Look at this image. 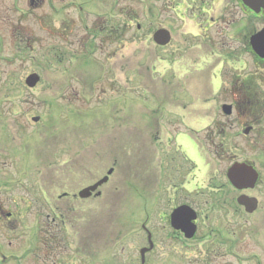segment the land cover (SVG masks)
<instances>
[{
  "label": "rangeland",
  "instance_id": "obj_1",
  "mask_svg": "<svg viewBox=\"0 0 264 264\" xmlns=\"http://www.w3.org/2000/svg\"><path fill=\"white\" fill-rule=\"evenodd\" d=\"M188 3L0 0V264H142L144 226L155 238L146 264H234L233 251L264 259V119L244 134L220 93L234 74L257 73L264 98V66L247 54L244 70L223 71L212 56L182 53L177 16L189 22ZM263 23L246 19L248 31ZM158 28L173 33L170 47L153 43ZM178 119L173 141L186 158L166 135ZM236 162L257 171L255 189L230 184ZM112 168L103 196L79 197ZM194 177L204 188L190 193ZM242 194L258 199L254 213ZM191 199L199 230L187 240L169 217Z\"/></svg>",
  "mask_w": 264,
  "mask_h": 264
},
{
  "label": "flooded vegetation",
  "instance_id": "obj_2",
  "mask_svg": "<svg viewBox=\"0 0 264 264\" xmlns=\"http://www.w3.org/2000/svg\"><path fill=\"white\" fill-rule=\"evenodd\" d=\"M190 1L192 5L190 3L186 4V12L190 14V19L187 20H189V22H196L197 29L199 30V32L189 30L191 29V27L189 26V22L177 16V18L182 20V22H184V25L186 26V30L183 33V42L186 45L190 44L188 48H185V51H181L182 53H186L192 49L194 52H199L203 55L212 56L215 62L222 64L223 71L232 70L238 72L244 70L246 68L245 56L247 54L253 55L254 62H257L258 58L255 57V52L253 50V47L251 46L250 40L252 36L264 29V23L261 25V27H252V29L248 31L246 19L248 18V16H250L257 20H261V22H264V0H189V2ZM178 7L180 6L177 4L172 9L175 14H177V12L181 10V8ZM160 30H165L170 34V42L166 46L159 47H170L173 43V33L166 28H158L157 30H153V33L151 34L153 43L158 46V44L154 41V36ZM191 41L193 43H191ZM177 51L178 50H174L175 53H177ZM232 77L233 79L246 78L240 76L239 74H234ZM187 183L188 184L185 189L188 190L190 193H193L198 189L204 188H199L198 180L196 182V177L192 178ZM258 183L259 181L257 182L256 186L258 185ZM106 184H104L99 189L101 192L100 196H98L97 192H95L93 193L92 197H90V199L100 198L101 196H103L102 194L104 193L101 191V189ZM237 191L243 192L247 190ZM182 205H187L194 209L192 207V199L189 201V203H184ZM242 208H244L246 211L245 207L242 206ZM194 211L196 212L197 216L196 220L193 222L196 225V232L192 238L197 235L199 230V214L198 211ZM171 214L169 217V221L171 224V229H173L172 231H174V234H179L178 236H184L185 239L191 240L192 238L186 237V233L184 231L177 230L172 226ZM143 228L145 229V233L147 234V243L149 245V248H143V250H148L146 252L144 262H142V264H146L147 255L153 252V249L155 247V238L153 237V234L145 228V226ZM151 242L153 244V248H151ZM2 249L3 245L0 244V251ZM230 252H232V250L229 251V254ZM230 255L235 259L239 260V262L234 264H264L262 254L255 251H252L250 255H245L244 257H241L240 254L235 251H233ZM229 263L232 264L231 261Z\"/></svg>",
  "mask_w": 264,
  "mask_h": 264
},
{
  "label": "water",
  "instance_id": "obj_3",
  "mask_svg": "<svg viewBox=\"0 0 264 264\" xmlns=\"http://www.w3.org/2000/svg\"><path fill=\"white\" fill-rule=\"evenodd\" d=\"M154 41L158 45L166 46L170 42V34L165 30H160L155 34ZM250 43L256 56L264 60V29L252 36ZM40 80L41 78L38 74H32L27 78L26 85L29 88H35ZM223 111L225 114L230 115L232 113V108L230 106L224 107ZM38 121L39 118L34 119V122ZM251 129L252 127L247 128L244 133L249 134ZM113 173L114 169L112 168L107 175L97 183L80 191L79 197L81 199L90 198L95 191L109 181V177ZM228 179L236 189L248 190L255 188L259 175L253 166L243 163H235L228 171ZM238 203L244 206L248 213H253L258 208V201L245 195L238 199ZM196 217V212L189 206L184 205L174 210L171 215V223L175 229L184 231L187 238H192L196 232V225L193 223V221L196 220ZM151 248H153L152 242ZM147 251L148 250H142L141 252L143 262Z\"/></svg>",
  "mask_w": 264,
  "mask_h": 264
},
{
  "label": "trees",
  "instance_id": "obj_4",
  "mask_svg": "<svg viewBox=\"0 0 264 264\" xmlns=\"http://www.w3.org/2000/svg\"><path fill=\"white\" fill-rule=\"evenodd\" d=\"M257 63L260 64L259 66H264L263 60L257 59ZM259 81L262 80L257 73L243 79L234 78L230 92H228V88H223L221 93L224 98L229 94L232 106L236 111L237 120L243 126L258 125L264 119V98L260 92L261 84ZM221 125V123L215 124V128H217L219 133ZM209 134V132L206 133L208 136ZM203 140H206V137ZM217 151L216 155L219 156V150ZM220 155L222 156L223 154Z\"/></svg>",
  "mask_w": 264,
  "mask_h": 264
}]
</instances>
